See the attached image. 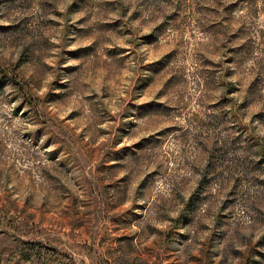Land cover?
Here are the masks:
<instances>
[{"label":"rangeland","instance_id":"374dc122","mask_svg":"<svg viewBox=\"0 0 264 264\" xmlns=\"http://www.w3.org/2000/svg\"><path fill=\"white\" fill-rule=\"evenodd\" d=\"M0 264H264V0H0Z\"/></svg>","mask_w":264,"mask_h":264}]
</instances>
